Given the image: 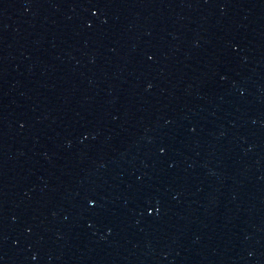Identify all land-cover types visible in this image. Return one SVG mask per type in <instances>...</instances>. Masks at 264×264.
<instances>
[{
	"label": "water",
	"instance_id": "obj_1",
	"mask_svg": "<svg viewBox=\"0 0 264 264\" xmlns=\"http://www.w3.org/2000/svg\"><path fill=\"white\" fill-rule=\"evenodd\" d=\"M0 264H129L30 179L0 160Z\"/></svg>",
	"mask_w": 264,
	"mask_h": 264
}]
</instances>
